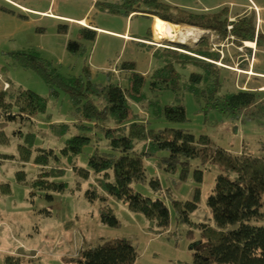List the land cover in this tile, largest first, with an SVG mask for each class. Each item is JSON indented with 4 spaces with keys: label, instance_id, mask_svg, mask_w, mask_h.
Segmentation results:
<instances>
[{
    "label": "rangeland",
    "instance_id": "rangeland-1",
    "mask_svg": "<svg viewBox=\"0 0 264 264\" xmlns=\"http://www.w3.org/2000/svg\"><path fill=\"white\" fill-rule=\"evenodd\" d=\"M15 1L53 16L35 12L41 16L26 13L23 17L0 11V90L7 92L6 100L12 103L13 112L16 108L13 102L21 90H32L46 100L44 112H35L30 117L16 116V119L0 124V154L7 155L6 158L0 157V264H6L7 256L18 258L20 264H78L76 260L82 250L118 238H126L134 246V264H191L193 247L201 241L197 224L209 223L214 226L206 200L213 190L217 174L222 172L219 165L214 162L203 163L199 157L190 158L187 177L180 180V163L169 168L167 151L142 154L145 177L133 181L131 186L142 195L158 197L165 203L169 214L168 226L164 230H157L144 215L129 210L121 200L103 191L98 184L100 175L90 172L87 178H83L73 170L74 167L88 168V158L94 151L113 153L103 128H116L118 124L115 120L108 117L104 122L96 123L84 119L72 106L65 92L57 89L52 93L41 75L34 69L20 65L13 53L37 51L66 77L84 78V68L87 67L91 82L97 85L113 83L124 90L129 87L131 72L120 70V64L134 61L135 70L143 75L144 82L140 99L135 100L128 95V121L141 122L155 131L169 127L182 129L195 136L206 135L210 140V153L222 148L233 154L264 157V117L253 115L257 110L256 105L241 110L238 118L234 119L216 108L205 107L203 97L193 95L187 88L192 72L203 73L196 61L184 57H181L183 62L166 59L161 52V48L169 47L202 57L171 46L185 44L189 50L202 48L216 53V61L207 60L217 66L221 82L219 93L251 90L260 100L264 98V76L252 74L253 71H264V37L261 36L259 44L256 46L254 43L255 48L251 49L243 42L236 43L230 36L223 38L212 30L200 31L179 24L175 29V37L156 39L151 17L145 18L141 15L143 13L134 12L132 17L126 18L123 11L131 1L122 0L118 3L119 14L102 10L98 4L101 0L94 2L90 8V0ZM227 1L242 3L246 0ZM135 4L140 9L145 6L139 2ZM222 10L224 8L218 12ZM56 15L69 18L85 16L87 25H93L90 28L97 31L99 26L104 30L97 31L93 42L86 41L79 37L83 24ZM223 16L232 17L222 11L220 17ZM58 26H66V31L59 32ZM111 31L138 35L141 39L125 36L124 39ZM72 39L83 44L77 53L66 49L67 42ZM165 60H170L179 73L178 91L164 87L161 82L155 86L151 84L153 72L162 67ZM208 82H201L197 86L205 88ZM177 103L184 107L183 121H170L154 112L155 105L163 107ZM4 118L0 110V122ZM230 123L237 125L236 134L227 129ZM54 130H60L64 135ZM27 133L34 134L30 147L32 154L28 162H23L19 157L18 145L25 144ZM74 134L88 136L89 142L76 156H63L61 148L64 141ZM147 145V141L135 140L134 150L140 153L148 151ZM49 148L54 150L58 159H51L43 170L49 167L65 169L60 176L50 177L53 181L65 183L62 191L43 190L31 184L42 170L40 165L33 162V158L39 149ZM195 169L202 171L199 183L194 179ZM19 170L24 171L25 182L16 181V172ZM152 178L159 181L160 189L157 191L152 189ZM4 184H9L7 193L2 192ZM196 186L200 190L197 207L189 214L188 221L180 220L171 200H190ZM92 190H95L96 196L89 199L87 193ZM47 193L52 196L51 199L46 198ZM105 207L118 220L116 226L102 222L101 213Z\"/></svg>",
    "mask_w": 264,
    "mask_h": 264
},
{
    "label": "trees",
    "instance_id": "trees-1",
    "mask_svg": "<svg viewBox=\"0 0 264 264\" xmlns=\"http://www.w3.org/2000/svg\"><path fill=\"white\" fill-rule=\"evenodd\" d=\"M131 4L123 13L128 16L133 11L144 15H155L162 20L173 24L189 25L200 29L215 31L221 37L230 36L236 43L252 41L259 44L261 32H256V18L254 14L243 15L229 20L228 17H220L223 11L216 13H193L177 6H171L161 0H126ZM145 5L140 10L134 8L135 3ZM125 3V2H124ZM101 9L117 13L120 4L98 3ZM82 25V24H81ZM227 26H230L227 28ZM59 32H65L66 26H58ZM149 31V29H148ZM97 31L84 25L79 30L80 39L94 41ZM193 52L192 56L169 47L161 48L162 57L182 61L193 59L202 69L203 73L192 72L189 75L187 88L195 96L203 97L205 107L216 108L233 119L238 118L241 110L256 105L254 116L264 117V98L258 99L257 94L251 90H237L220 94L221 82L216 71V64L208 61H216L218 54L211 53L202 48L189 50L185 44L171 45ZM83 48L79 40H69L66 49L71 53H77ZM251 48V47H250ZM20 65L34 69L41 75L44 82L50 87L52 93L57 89L68 95L72 106L86 120L104 122L111 117L118 124L116 128H103L106 138L113 153H100L94 151L88 158V168H76L73 170L83 178H87L90 172L98 174V184L103 191L115 199L121 200L127 208L144 215L151 226L157 230H164L168 226V209L160 198H150L135 191L131 183L143 180L145 169L142 154L149 151L165 150L168 152L166 161L169 168H174L180 163L179 179L184 180L188 174V159L199 157L203 163L214 162L221 168L215 178L212 192L208 195L206 203L211 212L214 226L209 223H199L201 241L193 247V259L191 264H264V157L244 154H233L222 148L210 153V140L206 135L195 136L182 129L165 127L153 130L143 123L135 120L128 121L129 103L128 95L138 100L142 97L141 87L144 77L135 70L134 61H123L120 70H129V87L124 90L117 84L108 83L97 85L90 81L88 68L84 71L83 78L66 77L60 74L51 61L43 58L37 51H17L13 53ZM156 56V55H155ZM253 71V70H252ZM259 74L253 71V74ZM264 76L263 74H259ZM152 85L157 82L172 91L179 89V73L172 63L165 60L162 67L157 68L152 74ZM208 82L205 88L197 85ZM264 90V88L262 89ZM127 91V92H126ZM7 92L0 90V110L4 114V124L16 119V116L30 117L35 112H44L46 100L36 92L26 89L21 90L14 100L15 112L12 111V103L6 100ZM98 100V101H97ZM102 105L99 106L98 103ZM157 116H164L170 121L185 120L183 105L167 104L163 107L154 106ZM101 128V127H100ZM102 129V128H101ZM62 135L64 132L54 130ZM64 135V134H63ZM34 134L27 133L25 144L18 145L20 160L28 162L31 158V144ZM89 137L74 134L64 141L61 148L63 156H76L81 148L89 142ZM144 140L148 142V151L136 152L134 141ZM33 162L41 166V171L32 180V187L48 190L62 191L65 183L53 181L50 177L63 174V168L49 167L43 170L52 159L58 157L54 150L39 149ZM6 154H0L5 157ZM194 179L201 182L202 171L195 169ZM16 181L25 182L23 170L16 172ZM152 189L157 191L160 184L157 179L150 180ZM9 184L2 185V192H9ZM89 199L96 196L95 190L88 191ZM46 198L52 196L47 193ZM200 200V190L196 186L190 200L179 201L172 199L171 203L180 220L188 221L189 214L194 211ZM101 220L110 226H116L118 220L109 208H102ZM136 252L134 246L126 238H118L112 242L99 244L81 251L76 262L78 264H134ZM6 264H20L18 258L7 256Z\"/></svg>",
    "mask_w": 264,
    "mask_h": 264
},
{
    "label": "crops",
    "instance_id": "crops-1",
    "mask_svg": "<svg viewBox=\"0 0 264 264\" xmlns=\"http://www.w3.org/2000/svg\"><path fill=\"white\" fill-rule=\"evenodd\" d=\"M120 1H122V0H101L100 3L118 4V3H120ZM161 1L167 3L171 6H177L179 8L185 9L187 11H191L193 13H216L220 9L224 8L226 13H228L229 15L232 16V17L228 16L229 20H233L236 17H241V16L247 15L249 13H255L256 32L258 30V32H261L264 35V0H246L242 3H237V2L227 1V0L226 1L225 0H161ZM90 2L91 3L89 5V8L93 6L94 2L97 3L98 0H90ZM225 4L228 6H226ZM133 5H134V8L136 10H140V8L137 7V4H133ZM15 10H19V11H15ZM0 11H8V12L12 13L13 15L18 14V15L23 16V17L26 16L25 15L26 13L32 14L35 16H39V17L41 16L40 14H37L35 12L42 13V14H49V15L53 16V14H51V13H45L44 10L38 9L36 7H29L28 5H26L24 3H20V2L15 1V0H0ZM17 12H20V13H17ZM134 12H138V11H133L128 16L125 15L126 18H129L131 15L133 16ZM21 13H24V14H21ZM117 13L119 14L120 12H117ZM141 15L143 17L146 16V17L153 18L152 15H143V14H141ZM56 16L63 17V18H69V17H65L62 15H56ZM84 18H85V16L78 17V18H69V19L74 20V22H77V21L79 22V20H84ZM83 25H85V24H83ZM89 25L90 24H88V26ZM89 27H93V25H90ZM196 28H198V27H196ZM97 29L98 30H104L103 28H101L99 26ZM201 30H203V29H201ZM111 32L116 34V35L122 36L123 38L125 36V37H129V39H131V38L136 39V40L141 39V37L138 35L131 36L130 34H127L126 32H124V33H118V32H113V31H111ZM124 39H126V38H124ZM243 43H244V41H243ZM253 48H255V46L251 47V49H253ZM261 72L262 73H259V74L264 75V71H261Z\"/></svg>",
    "mask_w": 264,
    "mask_h": 264
},
{
    "label": "bare ground",
    "instance_id": "bare-ground-1",
    "mask_svg": "<svg viewBox=\"0 0 264 264\" xmlns=\"http://www.w3.org/2000/svg\"><path fill=\"white\" fill-rule=\"evenodd\" d=\"M152 20H153L152 21V31L154 34L153 36H155L156 39L157 38L158 39H164V38L167 39V38H173L176 36L175 29L179 27V24L170 23L168 21L162 20L161 18H159L157 16H153ZM79 22L81 24L87 25L85 20H79ZM189 28H195V29H198L200 31H204V30H201V29L196 28L194 26H189ZM244 44L247 46H250V47L255 46L254 42H252V41H244ZM262 88H264V85L262 86Z\"/></svg>",
    "mask_w": 264,
    "mask_h": 264
},
{
    "label": "water",
    "instance_id": "water-1",
    "mask_svg": "<svg viewBox=\"0 0 264 264\" xmlns=\"http://www.w3.org/2000/svg\"><path fill=\"white\" fill-rule=\"evenodd\" d=\"M227 129L232 133L236 134L237 133V125L234 123H230L227 127Z\"/></svg>",
    "mask_w": 264,
    "mask_h": 264
},
{
    "label": "built area",
    "instance_id": "built-area-1",
    "mask_svg": "<svg viewBox=\"0 0 264 264\" xmlns=\"http://www.w3.org/2000/svg\"><path fill=\"white\" fill-rule=\"evenodd\" d=\"M6 85V84H5ZM4 87V86H3Z\"/></svg>",
    "mask_w": 264,
    "mask_h": 264
}]
</instances>
